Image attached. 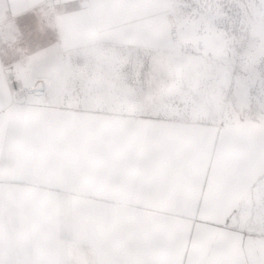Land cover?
Returning a JSON list of instances; mask_svg holds the SVG:
<instances>
[{"label":"crops","instance_id":"obj_1","mask_svg":"<svg viewBox=\"0 0 264 264\" xmlns=\"http://www.w3.org/2000/svg\"><path fill=\"white\" fill-rule=\"evenodd\" d=\"M40 1L0 0V264H264V199L262 232L225 225L264 198V128L59 108L58 44L23 40ZM29 57L49 106L13 98L6 72ZM127 123L136 139L109 141Z\"/></svg>","mask_w":264,"mask_h":264},{"label":"rangeland","instance_id":"obj_2","mask_svg":"<svg viewBox=\"0 0 264 264\" xmlns=\"http://www.w3.org/2000/svg\"><path fill=\"white\" fill-rule=\"evenodd\" d=\"M23 40L58 44L63 110L264 128V0H42L23 11ZM30 60L10 67L34 87L19 102L49 106L48 78L25 81ZM138 126L109 128V141ZM263 199L252 189L225 225L255 232Z\"/></svg>","mask_w":264,"mask_h":264},{"label":"built area","instance_id":"obj_3","mask_svg":"<svg viewBox=\"0 0 264 264\" xmlns=\"http://www.w3.org/2000/svg\"><path fill=\"white\" fill-rule=\"evenodd\" d=\"M172 37L177 38L175 33L172 34ZM6 79L9 83L15 101H23V98L28 94V92L31 89H34V87L30 88V86H23V84H20L14 72H11L10 69L6 72Z\"/></svg>","mask_w":264,"mask_h":264}]
</instances>
